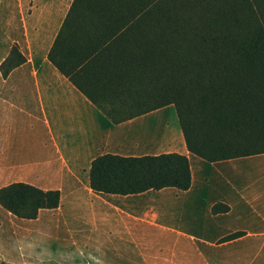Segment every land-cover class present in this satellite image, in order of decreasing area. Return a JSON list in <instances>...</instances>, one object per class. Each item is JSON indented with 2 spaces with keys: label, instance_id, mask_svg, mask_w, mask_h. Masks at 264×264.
<instances>
[{
  "label": "crops",
  "instance_id": "0c3cea01",
  "mask_svg": "<svg viewBox=\"0 0 264 264\" xmlns=\"http://www.w3.org/2000/svg\"><path fill=\"white\" fill-rule=\"evenodd\" d=\"M72 1L0 0V64L12 46L23 56L6 73L0 67V187L59 192L57 206L34 217L0 204V260L143 264L150 251L152 264H264V172L248 170L242 188L228 187L222 175L196 173L193 160L185 189L91 187L97 155L190 153L173 105L132 117L113 106L86 54L90 18L71 15L61 31Z\"/></svg>",
  "mask_w": 264,
  "mask_h": 264
},
{
  "label": "trees",
  "instance_id": "16d2710c",
  "mask_svg": "<svg viewBox=\"0 0 264 264\" xmlns=\"http://www.w3.org/2000/svg\"><path fill=\"white\" fill-rule=\"evenodd\" d=\"M71 15L88 16L96 28L86 54L116 96L113 106L132 117L173 105L190 153L97 155L93 189H185L193 160L196 173L222 175L228 187L242 188L248 170L264 172V0H73L61 31ZM22 60L12 46L2 72ZM58 202L57 189L0 187L1 206L19 216Z\"/></svg>",
  "mask_w": 264,
  "mask_h": 264
},
{
  "label": "rangeland",
  "instance_id": "374dc122",
  "mask_svg": "<svg viewBox=\"0 0 264 264\" xmlns=\"http://www.w3.org/2000/svg\"><path fill=\"white\" fill-rule=\"evenodd\" d=\"M116 248H118V247H116ZM143 255L145 257V259L143 260V264H152V259L150 257L152 254L150 253V251L144 252ZM0 264H10V263H7L5 261L0 260ZM22 264H28V263H22ZM36 264H60V263L55 262V261H45V262L36 263ZM73 264H97V263L92 262V261L91 262L81 261V262H77V263H73ZM138 264H142V261H139Z\"/></svg>",
  "mask_w": 264,
  "mask_h": 264
},
{
  "label": "clouds",
  "instance_id": "9594fccd",
  "mask_svg": "<svg viewBox=\"0 0 264 264\" xmlns=\"http://www.w3.org/2000/svg\"><path fill=\"white\" fill-rule=\"evenodd\" d=\"M97 264H104V262L103 261H97Z\"/></svg>",
  "mask_w": 264,
  "mask_h": 264
}]
</instances>
